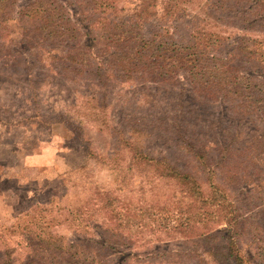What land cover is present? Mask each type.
I'll return each mask as SVG.
<instances>
[{
	"label": "rangeland",
	"instance_id": "obj_1",
	"mask_svg": "<svg viewBox=\"0 0 264 264\" xmlns=\"http://www.w3.org/2000/svg\"><path fill=\"white\" fill-rule=\"evenodd\" d=\"M212 1L223 7L211 10L218 26L209 28L229 43L232 22L239 26L264 16V1ZM191 2L193 8L207 0ZM22 3L18 0L10 5L5 20L0 22V235L21 242L43 232V237L33 243L45 244L42 239L46 233L56 230L57 236H68V241L83 239L68 233L66 226L54 224L61 222L57 217L59 208H91L87 210L89 215L94 213L88 202L97 187L133 203L160 204L174 188L155 175L151 166L131 164L132 153L122 146L128 140L137 149L141 146L149 150L152 157H165L176 168L193 173L205 194L210 192L211 184L217 183L225 185L229 193L235 191L244 200L249 219L247 234L240 239L241 253L251 257L256 248L253 238L264 240V145L254 138L257 134L264 136V114L249 116L240 110L230 113V101L226 102L221 94L211 100L195 96L184 78L176 86L112 79L90 87L69 71L61 72L54 56L65 49L44 48L41 44L30 48L38 35L19 20L17 12ZM74 4L66 1L67 14L81 25L79 15L87 16L83 8L86 4L79 3L80 9ZM187 25L188 19L178 23L175 30L183 42L188 35ZM249 32L248 36L256 37V32ZM225 50V43L216 48L221 54ZM260 50L264 57V40ZM236 63L232 65L236 67ZM239 68L240 74L264 76L254 71L253 65ZM238 130L244 135L234 141ZM177 131L185 139L198 137V150L207 156L204 165L199 166L190 152L179 148ZM221 227L223 224L217 226ZM181 235L176 231L154 236L133 233L106 262L117 264L131 253L135 263L129 259L128 263L190 264L183 254L190 244L184 243ZM100 240L101 233L96 231L81 245V254H94ZM3 244L0 239V264ZM33 249L29 247L26 254L13 252L8 264H50L47 252H57L51 247L42 248L25 262Z\"/></svg>",
	"mask_w": 264,
	"mask_h": 264
},
{
	"label": "trees",
	"instance_id": "obj_2",
	"mask_svg": "<svg viewBox=\"0 0 264 264\" xmlns=\"http://www.w3.org/2000/svg\"><path fill=\"white\" fill-rule=\"evenodd\" d=\"M66 1L22 0L17 12L19 20L38 35L37 42L30 48L41 44L44 48L65 49L60 56H54L61 72L69 71L90 87L102 86L112 79L121 82L137 79L176 86L184 78L189 92L195 96L211 100L221 94L226 102L230 101V113L240 110L249 116L264 114V76L240 74L239 70L246 64L248 67L253 65L254 71L264 73V57L260 50L264 40V16L259 15L258 19L255 17L241 26L232 22L229 43L214 30L218 18L212 16L211 10L223 7V4L219 7L212 0L193 8L191 0H69L73 4L75 1L74 6L78 9L79 3L86 4L83 8L87 9V16L78 14L81 25L67 14ZM17 2L0 0V22L5 20L7 8ZM231 8L230 4V11ZM186 19L188 35L183 42L175 30L178 23ZM249 31L256 32V37L248 36ZM222 43L226 44V50L223 54L217 53L216 48ZM235 61L236 67L232 65ZM94 117L97 120L99 116L95 114ZM176 135L179 136V148L190 152L199 166L204 165L207 156L202 149L198 150V137L185 139L178 131ZM243 135L238 130L233 140L242 139ZM254 138L257 144L264 145L262 134ZM126 141L120 144L131 151V164L151 166L155 175L171 183L174 188L171 194L165 195L160 204L133 203L97 187L88 202L94 213L89 215L91 208L80 211L59 208L57 217L61 222L57 220L54 224L66 226L68 233L83 239L68 241V236H57L56 230H50L42 244L33 241L43 237V232L21 242L5 238L2 233L4 258L1 264H8L13 252L26 254L29 247L36 248L25 262H30L32 254L42 248L48 250L51 247L57 252H47L50 264H62V260L63 264H108L106 258L126 245L125 241L133 233L154 236L171 231L182 234L183 242L190 244L183 252L190 264H208L210 261L215 264H264V246L261 245L264 240L260 238H253L256 248L251 257L241 253L240 239L247 234L249 219L247 208L242 204L244 200L239 199L235 191L229 193L225 185L217 183L211 184L210 192L205 194L193 173L176 168L165 157H152L149 150L141 146L137 149ZM221 224L223 227L217 228ZM96 231L101 233L99 247L94 254L83 256L81 245ZM134 258L129 253L117 264H134ZM128 259L134 263L126 262Z\"/></svg>",
	"mask_w": 264,
	"mask_h": 264
}]
</instances>
